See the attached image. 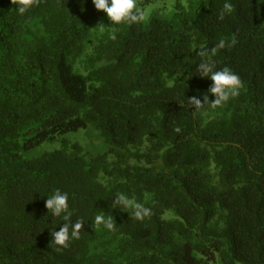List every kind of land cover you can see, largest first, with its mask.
I'll return each mask as SVG.
<instances>
[{
  "label": "trees",
  "instance_id": "obj_1",
  "mask_svg": "<svg viewBox=\"0 0 264 264\" xmlns=\"http://www.w3.org/2000/svg\"><path fill=\"white\" fill-rule=\"evenodd\" d=\"M225 2L178 0L113 40L92 0L24 16L0 0V264H264V0H227L221 19ZM222 39L214 70L243 87L196 110L188 99L212 83L198 53ZM79 131L97 144L66 138ZM56 189L84 223L61 251L45 207ZM120 192L152 216L114 206ZM101 213L114 231L94 226Z\"/></svg>",
  "mask_w": 264,
  "mask_h": 264
},
{
  "label": "clouds",
  "instance_id": "obj_2",
  "mask_svg": "<svg viewBox=\"0 0 264 264\" xmlns=\"http://www.w3.org/2000/svg\"><path fill=\"white\" fill-rule=\"evenodd\" d=\"M38 2V0H11L15 4V12L19 16H24L29 10ZM97 11L106 14L108 20L111 22V27L103 24L99 25L97 29L101 32L111 29L110 38L116 39L117 26L120 25H134L142 24L147 19V12L142 9L137 0H92ZM232 4L227 2L223 5V11L220 18L223 19L224 14L231 12ZM235 43V41H233ZM226 42L222 39L211 49H201L198 53L202 57H206L198 66L200 78H207L212 83L206 93L201 96H194L188 99V105L196 110H216L222 108L231 99L240 95L243 87V82L239 75H237L231 68L224 67L221 70H214L215 63L211 59L215 56L219 49H223ZM214 96L215 99H209ZM114 206L123 209L131 210L132 217L137 221H144L146 218L152 216V209L145 206V204L137 202L135 197L120 192L117 193L113 202ZM45 207L55 218H60L63 223L59 227V231H51L50 245L56 246L57 251H61L63 247L67 246L69 240H78L81 236V229L84 223L81 219L75 222L72 220L73 212L69 207V194L60 189H56L45 202ZM103 226L108 231H114L116 227L115 219L111 216H105L103 213L97 214L94 217V226Z\"/></svg>",
  "mask_w": 264,
  "mask_h": 264
},
{
  "label": "rangeland",
  "instance_id": "obj_3",
  "mask_svg": "<svg viewBox=\"0 0 264 264\" xmlns=\"http://www.w3.org/2000/svg\"><path fill=\"white\" fill-rule=\"evenodd\" d=\"M178 0H153L145 9V11L147 12V16H149L151 14V12L154 11H159V12H170L172 11L175 2ZM185 2L186 0H182L183 5L185 6ZM83 132L85 131H79L77 133H71L69 135L66 136V138L70 141V142H78L85 150H89L90 149V143L93 144H97L96 139H95V135L93 132H87L86 134H84ZM58 144H55V146L53 145L52 147L49 146H44L41 147V149H46V150H51L55 147H57ZM220 225H223V223L221 221Z\"/></svg>",
  "mask_w": 264,
  "mask_h": 264
}]
</instances>
